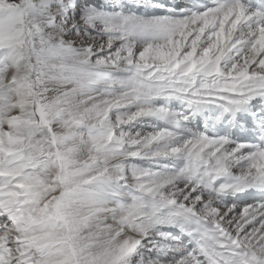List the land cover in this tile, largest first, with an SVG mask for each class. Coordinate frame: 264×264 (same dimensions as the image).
Returning a JSON list of instances; mask_svg holds the SVG:
<instances>
[{
    "label": "snow or ice",
    "instance_id": "obj_1",
    "mask_svg": "<svg viewBox=\"0 0 264 264\" xmlns=\"http://www.w3.org/2000/svg\"><path fill=\"white\" fill-rule=\"evenodd\" d=\"M0 264H264V0H0Z\"/></svg>",
    "mask_w": 264,
    "mask_h": 264
}]
</instances>
